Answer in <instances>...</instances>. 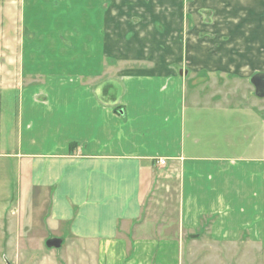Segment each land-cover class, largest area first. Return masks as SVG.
<instances>
[{"label":"crops","instance_id":"crops-1","mask_svg":"<svg viewBox=\"0 0 264 264\" xmlns=\"http://www.w3.org/2000/svg\"><path fill=\"white\" fill-rule=\"evenodd\" d=\"M54 2L24 0L23 19H52ZM60 2L86 30V70L23 68L19 117L0 109L6 242L18 234L21 251L62 238L60 260L42 264H185L192 238L264 264V97L253 83L264 74V0ZM11 170L19 214L8 212ZM168 178L178 228L159 232L143 217Z\"/></svg>","mask_w":264,"mask_h":264},{"label":"rangeland","instance_id":"rangeland-1","mask_svg":"<svg viewBox=\"0 0 264 264\" xmlns=\"http://www.w3.org/2000/svg\"><path fill=\"white\" fill-rule=\"evenodd\" d=\"M60 1L63 0L53 3L57 8L56 13L52 14L54 15L52 19L41 15V18H45L43 23L48 24L44 26L38 16L23 19L24 0H0V83L3 82L0 84V109L5 110V115L9 116V119H17L18 113L20 114L22 97L20 96L21 91L19 92L16 86L19 81L17 75L22 73L23 68L29 74L38 75L41 72L40 74L45 75V73L53 74L59 71L64 76L86 70L83 61L87 57V53L83 52L86 30L82 31L68 21L73 18L75 11L68 2L64 5L69 6L62 10ZM26 8L29 10L28 5ZM37 13L41 14V12ZM60 13L63 18L56 25L55 17ZM13 120L9 121V125ZM3 169L5 168L0 164V180L8 177L7 171L4 172ZM11 178L14 183L11 191L14 203L8 205V212L11 213L14 210L16 214L24 211L22 205L19 204L22 193L21 190L17 191V179L19 178L17 172L11 170ZM159 186L160 188L154 193L156 197L152 195L154 200L146 206L143 218L147 220V225L152 228L157 227L159 232H162L163 228L176 232L179 209L178 179L160 180ZM14 218L17 220L19 216ZM8 235L3 231L0 232V259L6 261V264H19L20 262L21 264H42L45 256L60 260L64 250L63 247L59 249H50L46 246L40 248L35 244L30 250H25V246H22L21 251H17V246L14 247L12 240L14 242L18 234L8 237L9 242L7 243ZM38 237L42 236L38 235ZM187 239L188 242L185 243L183 251L185 264H215L216 261L222 260L225 264H258V254L254 259H242L243 253L241 252L218 253L205 246L202 241L198 243L195 240L191 241L192 238ZM219 262L216 264H220Z\"/></svg>","mask_w":264,"mask_h":264},{"label":"water","instance_id":"water-1","mask_svg":"<svg viewBox=\"0 0 264 264\" xmlns=\"http://www.w3.org/2000/svg\"><path fill=\"white\" fill-rule=\"evenodd\" d=\"M253 83L256 87L257 95L260 97H264V74L263 75H256L253 79ZM62 244H63L62 238H52L46 242V246L50 249L51 248L58 249L62 246Z\"/></svg>","mask_w":264,"mask_h":264},{"label":"built area","instance_id":"built-area-1","mask_svg":"<svg viewBox=\"0 0 264 264\" xmlns=\"http://www.w3.org/2000/svg\"><path fill=\"white\" fill-rule=\"evenodd\" d=\"M158 164L166 165V160L160 159V160H158Z\"/></svg>","mask_w":264,"mask_h":264}]
</instances>
